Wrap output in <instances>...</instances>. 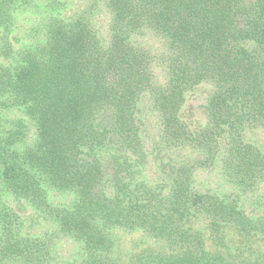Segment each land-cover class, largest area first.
I'll return each mask as SVG.
<instances>
[{
	"label": "trees",
	"instance_id": "trees-1",
	"mask_svg": "<svg viewBox=\"0 0 264 264\" xmlns=\"http://www.w3.org/2000/svg\"><path fill=\"white\" fill-rule=\"evenodd\" d=\"M0 264H264V0H0Z\"/></svg>",
	"mask_w": 264,
	"mask_h": 264
},
{
	"label": "rangeland",
	"instance_id": "rangeland-1",
	"mask_svg": "<svg viewBox=\"0 0 264 264\" xmlns=\"http://www.w3.org/2000/svg\"><path fill=\"white\" fill-rule=\"evenodd\" d=\"M197 179L198 181H200V184L202 186H204L203 184H206V186H209V187H216V184H217V181H218V177L215 175L214 172L212 173H209L205 170H198L197 171ZM227 188V187H226ZM132 238H135L133 236H128L125 238V240L122 241V249H120V252L123 254L124 252V248H132L131 246V240ZM72 248L71 244H66V245H63L62 246V252L64 254H69L70 252V249Z\"/></svg>",
	"mask_w": 264,
	"mask_h": 264
}]
</instances>
